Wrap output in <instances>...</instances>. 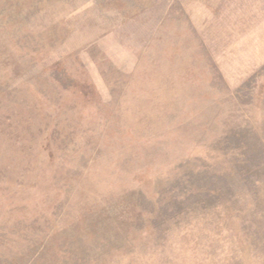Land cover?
<instances>
[{
  "label": "rangeland",
  "instance_id": "374dc122",
  "mask_svg": "<svg viewBox=\"0 0 264 264\" xmlns=\"http://www.w3.org/2000/svg\"><path fill=\"white\" fill-rule=\"evenodd\" d=\"M0 264H264V0H0Z\"/></svg>",
  "mask_w": 264,
  "mask_h": 264
}]
</instances>
